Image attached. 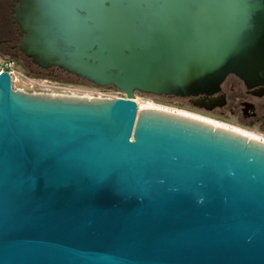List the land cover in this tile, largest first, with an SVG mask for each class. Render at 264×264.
<instances>
[{
	"label": "water",
	"instance_id": "1",
	"mask_svg": "<svg viewBox=\"0 0 264 264\" xmlns=\"http://www.w3.org/2000/svg\"><path fill=\"white\" fill-rule=\"evenodd\" d=\"M12 19L33 66L122 97L41 99L0 71V264H264V152L134 101L264 86V0H16Z\"/></svg>",
	"mask_w": 264,
	"mask_h": 264
},
{
	"label": "rangeland",
	"instance_id": "2",
	"mask_svg": "<svg viewBox=\"0 0 264 264\" xmlns=\"http://www.w3.org/2000/svg\"><path fill=\"white\" fill-rule=\"evenodd\" d=\"M11 0H0V28L1 33L9 28L8 19L11 18L10 10ZM11 21V19H10ZM8 62L11 64L13 91L34 94V93H67L68 95H92L100 96L105 99H114L122 97L116 89L112 87H95L83 80L66 74H48L46 71L36 69L26 58L15 52H8L4 47L0 48V63ZM135 103L142 104L150 102L154 105L173 111H183L198 115L222 123L228 127L239 129L253 134L264 140V120L259 122L246 121L233 115L227 108H216L213 111L193 108L188 105L186 98L163 97L145 95L136 92L134 94Z\"/></svg>",
	"mask_w": 264,
	"mask_h": 264
},
{
	"label": "flooded vegetation",
	"instance_id": "3",
	"mask_svg": "<svg viewBox=\"0 0 264 264\" xmlns=\"http://www.w3.org/2000/svg\"><path fill=\"white\" fill-rule=\"evenodd\" d=\"M16 5V0H11L10 10H11V21L8 19L9 28L7 30L2 31L3 34L0 36V48L4 47L8 52H15L16 54H20L17 50V46L19 44V31L17 26L14 24L12 19V10ZM0 28V33H1ZM35 67V66H34ZM36 69L40 70L36 67ZM46 71L48 74H66L57 68H50ZM68 75V74H66ZM71 76L72 75H68ZM74 77V76H73ZM76 78V77H75ZM78 79V78H76ZM80 80V79H79ZM212 98H221L223 101L222 107H215L214 102L208 101ZM188 105L193 108L203 109L204 107H209L213 111L216 108H227L233 115L238 116L243 120L259 122L264 120V86H255L248 88L242 81L236 78L233 75L227 76L224 81L220 85L219 92L212 97L204 98H186ZM201 106V108L198 107Z\"/></svg>",
	"mask_w": 264,
	"mask_h": 264
},
{
	"label": "bare ground",
	"instance_id": "4",
	"mask_svg": "<svg viewBox=\"0 0 264 264\" xmlns=\"http://www.w3.org/2000/svg\"><path fill=\"white\" fill-rule=\"evenodd\" d=\"M32 95L46 100L84 105L102 104L107 100L100 96L68 95L63 93H34ZM137 107L138 118L144 117L168 121L174 124L197 129L214 136H220L238 143H243L245 146L264 152V140L245 131L228 127L222 123L187 112L163 109L150 102L139 103Z\"/></svg>",
	"mask_w": 264,
	"mask_h": 264
},
{
	"label": "built area",
	"instance_id": "5",
	"mask_svg": "<svg viewBox=\"0 0 264 264\" xmlns=\"http://www.w3.org/2000/svg\"><path fill=\"white\" fill-rule=\"evenodd\" d=\"M11 69V64L8 62L0 63V71H6L10 75V79L12 81V73L9 71ZM65 94V93H63ZM67 94V93H66Z\"/></svg>",
	"mask_w": 264,
	"mask_h": 264
}]
</instances>
